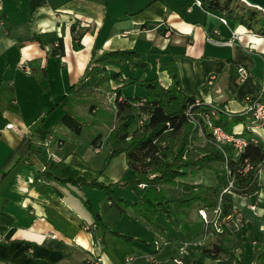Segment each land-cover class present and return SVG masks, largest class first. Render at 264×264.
I'll return each mask as SVG.
<instances>
[{"label":"crops","instance_id":"1","mask_svg":"<svg viewBox=\"0 0 264 264\" xmlns=\"http://www.w3.org/2000/svg\"><path fill=\"white\" fill-rule=\"evenodd\" d=\"M208 11L209 14L205 13L192 0L2 1L0 264H90L95 254L102 256L98 264H123L126 255L134 256L132 264H146L144 254L152 249V240L158 236L168 243L157 252V258L162 264H172L170 258L177 254L182 240L200 239L204 222L197 206L190 209L183 221L177 216L171 221L159 213L160 228L152 227L129 207L122 209L109 200L103 207L106 195L103 190L76 181L92 178L105 183L120 178L132 181L135 174L128 168L124 153L112 157L103 171L96 173L108 147L106 127L110 130V126L106 121L91 117L98 129L91 138L81 131L75 133L60 118L68 106L74 112L81 105V101L72 98L71 91L91 61L103 52L135 48L147 57L152 50H167L173 52L181 86L194 97L222 107L225 111L222 115L230 119L229 131L242 130L244 120L232 122V119L242 111L243 96L258 90L263 81L264 35L252 36L246 33L248 29L228 20L227 25L222 24L215 17L220 13ZM72 24L78 25L81 31L78 42L73 39ZM231 30L241 32L233 46L215 45L208 40L209 37L226 38ZM40 32L61 36L63 54H52L31 39L34 33ZM23 62L30 72L24 71ZM238 65H244L248 71L243 81L238 79ZM40 67L45 68L46 77L38 81L35 72ZM151 71L134 73L140 72L141 77H146ZM159 76L163 82H170L165 71H159ZM90 111L96 112L97 107ZM8 122L13 126L5 127ZM22 135H29L32 152L24 159L15 155L6 163L5 159ZM39 145L41 148L36 151ZM48 150L62 160L51 161ZM262 175L264 171L258 178L263 185L258 195L260 205H256L260 207H264ZM182 182L213 184L215 178L209 172L197 171L193 176L178 177L179 190ZM114 189L121 197H134L132 183L127 190ZM243 197H247L250 205L254 196ZM84 199L90 209L83 204ZM234 206L248 221L250 239L264 234V230L257 229ZM91 211L100 214L110 227L130 232L143 241L119 238L110 232L103 234L98 226L84 229L83 225L94 223ZM234 241L233 234L225 238L226 244ZM248 248L246 244L243 251L236 249L238 258H242L240 264L251 263ZM196 251L197 248H189L183 253L184 264H191ZM219 261L226 264L223 256L216 260ZM231 264L239 263L232 261Z\"/></svg>","mask_w":264,"mask_h":264},{"label":"trees","instance_id":"2","mask_svg":"<svg viewBox=\"0 0 264 264\" xmlns=\"http://www.w3.org/2000/svg\"><path fill=\"white\" fill-rule=\"evenodd\" d=\"M200 2L204 10L220 13L229 22L241 24L252 32L264 35V12L259 8L243 0ZM75 26L72 24L70 29L73 39L78 42L81 31L75 30ZM31 39L37 40L41 47L51 44L49 52L52 54H63L61 36L51 32H40L34 33ZM149 68L152 71L146 77H139V73H134L149 71ZM159 71L166 72L170 78L169 83L162 81ZM83 75V78L79 79V84L71 91V96L75 100L83 101L92 96V90L103 84L115 95V111L111 115L112 122L107 136L108 147L100 166L95 170L96 173L100 174L112 157L124 153L128 168L133 170L135 178L132 181L120 178L108 183L96 178L89 181L78 179L76 182L103 190L106 193L103 207L107 200L122 209L129 207L154 228H160L157 219L159 213L171 221L176 216L183 221L193 206L210 210L218 205L219 217L231 214L234 219L237 218L236 225L234 226L232 222H229V226L224 225L223 231L217 233V241L212 246L199 245L191 264H218L216 260L221 256L226 258V264H231L232 261L240 264L242 258H238L236 249L243 251L246 244L249 246L250 264H259V261L264 260V234H260L258 240L248 237V221L234 206L231 193L256 196L263 187L257 175L262 159L261 142L248 143L236 154L230 143L218 145L208 131L200 128V118L197 115L191 118L187 114V110L195 106V97L181 86L173 52L152 50L147 57H143V53L135 48L107 50L91 61ZM35 77L38 81L44 79L45 68H37ZM112 83L116 85L113 87ZM131 84L142 88L143 93L124 94L122 87ZM260 98L264 101V92L260 94ZM94 106L91 103L90 109ZM198 106L202 108L203 105ZM223 112L225 111L221 107L215 115H210V120L227 130L223 125L228 126L230 119L225 118ZM236 115L237 118H233L232 122L246 121L243 111ZM60 120L75 133L81 131L82 120L70 109H65ZM94 121L91 119L90 122ZM40 148V145L36 146L35 150L39 151ZM32 150L29 135H22L5 162H9L15 155L24 159ZM246 161L251 164V168L246 172L239 171ZM201 170L211 171L215 182L213 184L182 182V187L177 193L166 191V186L178 183V177L192 176ZM38 175L45 178L41 171H38ZM229 180L232 181L230 191L223 190ZM140 182L145 185L138 186ZM131 183L133 199L121 197L114 189L117 187L127 190ZM83 204L90 209L87 199H84ZM91 212L95 226L99 227L101 233L110 232L119 238L143 241L130 232H121L110 227L100 214ZM262 220L264 222V215ZM229 234L234 235L235 241L227 245L225 238Z\"/></svg>","mask_w":264,"mask_h":264},{"label":"built area","instance_id":"3","mask_svg":"<svg viewBox=\"0 0 264 264\" xmlns=\"http://www.w3.org/2000/svg\"><path fill=\"white\" fill-rule=\"evenodd\" d=\"M2 1L0 0V9L2 8ZM192 3L196 4L197 6L201 7L200 0H192ZM205 13L209 14L208 10H204ZM215 17L218 21L222 24L227 25V19L222 14H217ZM78 29V25L75 26V30ZM168 32V30H166ZM214 32H217L214 30ZM241 32L231 30L230 35L226 38L222 39H213L208 38L210 42L215 45H223V46H233L235 41L237 40L238 36ZM248 34L252 36H258L260 34L247 30ZM55 43H52V45ZM47 50H50L51 44L46 45L45 47ZM23 69L26 72H30V68L23 62ZM237 73L238 79L243 81L245 77L248 75L247 68L244 65L237 66ZM210 82V81H209ZM264 92V67H263V81L261 86L258 90L253 93H247L243 96V108L242 111L246 115V121L243 123L242 130L240 131H227L220 126L213 124L210 120V115H215L217 111L221 110V107L214 105L211 101H205L202 98L195 97V103L193 107H190L187 110V114L192 118L194 116H198L201 120L200 128L204 131H208L211 134L212 139L218 145L221 143H230L235 151L238 154L248 143L258 144L261 142L262 148V159L260 161L259 167L257 169L258 178L261 173L264 171V101L261 100L260 94ZM202 104V108L198 105ZM223 109V108H222ZM13 124L8 122L5 124V127H12ZM98 148H95V151H98ZM48 158L53 162H60L62 157L58 154L48 150L47 151ZM251 168V164L246 161L242 167L239 169L241 172H246L248 169ZM145 183L140 182L138 186L143 187ZM232 185V181L229 180L228 184L224 187L223 190L230 191V187ZM233 193V192H231ZM255 205V204H250ZM198 213L204 222V229H207L209 226L214 230L216 233L223 231V226H229V222H232L235 226V221L237 220L233 218L231 214L225 217H219V206H215L212 209V216L207 215V211L204 208H198ZM95 227V223H90L88 225H83L84 229L91 230ZM205 234V233H204ZM54 236V234L50 235ZM168 243L167 239H164L160 236L155 237L152 240V249L144 254V259L146 264H162L161 261L157 258V252L161 249L162 246ZM201 243L200 239L196 237H188L181 241V243L177 247V254L170 258L172 264H184L182 255L186 252L189 248H197ZM94 257L91 259L90 264H98L102 262L101 254H95ZM134 260L133 255H126L124 256L123 264H132Z\"/></svg>","mask_w":264,"mask_h":264},{"label":"rangeland","instance_id":"4","mask_svg":"<svg viewBox=\"0 0 264 264\" xmlns=\"http://www.w3.org/2000/svg\"><path fill=\"white\" fill-rule=\"evenodd\" d=\"M231 23H233V25H236V26L239 25L238 23H234V22H231ZM241 26H243V25H241ZM83 74L81 75V78H83V76H84ZM138 76L141 77L142 73H141V75L138 74ZM76 84H79V79L77 80ZM115 85H116L115 83L114 84L112 83L113 87ZM143 91L144 90L142 88H140L139 86L137 87L136 85H132V84L122 87V92L124 94H127V95L128 94L140 95V94L143 93ZM91 93H92V96H90V97L84 99L83 101H81V105L77 106L75 108L74 112L82 120V122H81L82 135L83 134H88L92 138L98 132V129H96V127L94 126L95 121H96L95 119L92 118L95 121L94 122H90L91 121V117H96V119H100L102 121H106L107 124H109V126H110V123L112 122L111 115L115 111V106H114L115 95L112 92V90L106 88L104 86V84L99 86V87H97V88H95V89H93ZM91 103H93L97 107V112H91L90 111V104ZM70 108L71 107L68 106L67 109H70ZM223 127H225L227 130L230 129L229 125L226 126L224 124ZM101 128L103 129L104 127H101ZM106 130L109 131V127H106ZM205 172L211 173V171H209V170H201L200 171V173H202V174L205 173ZM165 189L169 193H177L179 191V187H177L176 185H173V186H170V187L166 186ZM258 195H259V193H258ZM258 195L254 196V197H251V204H255L256 203L255 205H258L257 204V203H259ZM211 212H212V209H210V211L207 212V215H210ZM199 234H201L200 235L201 243L199 245L212 246L217 241V238H218V235L216 234V232L214 230H212V228L210 226L207 229H204V227H202V229L199 232ZM259 234H261V233H259ZM226 238H227V236H226ZM258 239H259L258 236L254 237V240H258ZM227 244H230V243L227 242ZM218 263L223 264L224 261H219ZM259 264H264V260L259 261Z\"/></svg>","mask_w":264,"mask_h":264},{"label":"bare ground","instance_id":"5","mask_svg":"<svg viewBox=\"0 0 264 264\" xmlns=\"http://www.w3.org/2000/svg\"><path fill=\"white\" fill-rule=\"evenodd\" d=\"M179 27L185 28L186 25L178 24ZM112 166V164H111ZM264 178V175H262ZM262 197L264 198V192L262 193ZM247 197H243L241 195L234 194L233 195V203L239 207L243 213L256 225L257 229L263 231L264 230V222L263 212L264 207L249 205L247 204Z\"/></svg>","mask_w":264,"mask_h":264},{"label":"water","instance_id":"6","mask_svg":"<svg viewBox=\"0 0 264 264\" xmlns=\"http://www.w3.org/2000/svg\"><path fill=\"white\" fill-rule=\"evenodd\" d=\"M247 4L255 6L264 12V0H243Z\"/></svg>","mask_w":264,"mask_h":264}]
</instances>
